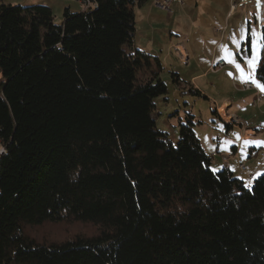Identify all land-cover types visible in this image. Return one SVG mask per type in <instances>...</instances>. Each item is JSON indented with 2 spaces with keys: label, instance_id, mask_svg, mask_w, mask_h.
I'll return each mask as SVG.
<instances>
[{
  "label": "trees",
  "instance_id": "trees-1",
  "mask_svg": "<svg viewBox=\"0 0 264 264\" xmlns=\"http://www.w3.org/2000/svg\"><path fill=\"white\" fill-rule=\"evenodd\" d=\"M91 1L60 24L49 5L0 2V264H264V175L249 188L214 171L190 113L177 145L158 129L164 66L135 44L148 0ZM65 218L99 233L24 231Z\"/></svg>",
  "mask_w": 264,
  "mask_h": 264
},
{
  "label": "rangeland",
  "instance_id": "rangeland-1",
  "mask_svg": "<svg viewBox=\"0 0 264 264\" xmlns=\"http://www.w3.org/2000/svg\"><path fill=\"white\" fill-rule=\"evenodd\" d=\"M20 1L23 0H13L12 4H24ZM150 1L154 2V0ZM61 2H66V6L72 4L74 8L80 5L84 9L78 0H61ZM232 2L237 6L234 9L235 12L230 15L229 23L226 19L223 20V17L231 0H199L198 6H187L182 10L178 19L182 20L187 31L192 30V37H195L196 34L204 37L206 47H203L202 44L198 45L199 50L190 59L188 55L180 57L177 53H167V49L163 52L161 60L165 69L160 75L168 86V93L154 98L155 107L152 111L158 129L166 132L174 145L179 142L180 124L186 122L189 113L192 114L196 122L194 130L204 149L209 154L214 151L218 155L211 164V168L216 172L221 169H216L215 163L219 161V158H222L224 163L226 162L227 156L223 154L227 155V152H231L232 145L238 146V152L233 154L236 160L232 161V167L234 164L243 162L247 170H253L264 162V143L254 145L250 142L246 144L245 140L241 138V130L251 127L258 132L257 142H264V106L253 105V101L261 103L264 98L258 95L260 88L252 82L255 79L262 84L257 79L256 68L264 52V0H232ZM206 4L208 5L206 6ZM65 5H56L53 8L55 21L58 24L63 21ZM154 6L157 7L155 4ZM139 8L137 7L135 11ZM81 9H77V11ZM201 9L202 11H200ZM156 13L158 12L154 10L153 14ZM160 13L164 16L169 15V12L164 10ZM146 23L149 24L146 19L143 21L136 19L135 37L137 42L148 47L149 37L154 33L155 39L163 46H167L168 43L166 44L160 37L161 32L157 30L152 32L149 25L145 26ZM220 25L222 27L219 28ZM216 28H219L220 31L215 32ZM248 35L250 37V54L247 44ZM216 42H219L220 45L214 59L224 60L225 65L218 67L219 62L213 64L212 70L198 79L197 83H194L190 78L207 69L212 62ZM252 59L256 61L255 69L248 63ZM237 65L244 67L243 71L238 72ZM172 72L179 74L180 84L174 83ZM248 82L254 84L250 90L244 88ZM196 88L201 89V94L192 91ZM224 97L229 98L233 107L231 104L224 105L225 108L223 105H218V102ZM215 110L230 125L237 124L235 116L241 118L243 126L228 127L226 121L214 113ZM259 144H263V148H260ZM229 162L230 160L228 164ZM228 164L225 163V165ZM234 168L236 169V167ZM260 173H264V171ZM235 175L239 176L240 173ZM247 178H244L245 182L248 181ZM24 231L27 236L39 244H51L61 243L77 236L90 238L99 233V227L93 223L71 221L65 218L58 221H46L43 224H26Z\"/></svg>",
  "mask_w": 264,
  "mask_h": 264
},
{
  "label": "crops",
  "instance_id": "crops-1",
  "mask_svg": "<svg viewBox=\"0 0 264 264\" xmlns=\"http://www.w3.org/2000/svg\"><path fill=\"white\" fill-rule=\"evenodd\" d=\"M12 1L13 0H0V2H6V3H12ZM14 1H16V0H14ZM152 2L153 1L148 0L142 6H139L140 8L135 11L136 19L138 18L139 21H143L144 19H146V21H148L149 24L146 23L145 26L149 25L151 30H152V32H155L156 30L160 31L161 32L160 37H162L164 39V42L166 44L167 43L168 44H167V46L166 45L163 46V44H161V42H159V41H157V39H155L154 33H152V34L150 33L151 34L150 37H149L150 43H149L148 47L142 46V44L138 43L137 40H136V37H135V44H136V46L138 48H140L142 50H145L148 53H151V54H154V55L158 56L160 58V60H161L163 52L166 51V49L168 50L167 53H169V52L177 53L181 57V54H180V52L177 49V47H179L186 55L189 56V59H190L191 57L196 55L195 52L199 50V46L198 45L202 44L203 47H206V45H205L206 44V40L204 39V37L198 36L197 34L195 35V37H192V34H191L192 30L187 31L186 27L181 22L182 20L178 19L181 16V12H182V10L185 7H187V6L190 7V6H193V5H197L198 6L199 0H184V3H182V4L175 3V4L172 5V9H173L174 12L172 14L167 15V16H164L162 13H160L163 10H161L158 7H155L154 6V2L153 3ZM20 3H24V4H46V5H49L52 8V10H53V8H55L56 5H63V4L65 5L66 2H61V0H23V1H20ZM232 3L233 2L231 0V4L228 6V8H227V10H226V12L224 14V17H223V20L226 19V21L228 23L230 22V19H231L230 15L235 12L234 10L231 9ZM207 5L208 4H206V6ZM67 7L70 8L74 12L77 11V9H81V8H82L81 10H83V7L80 6V5L76 6V8H74L72 6V4H68V6H66V5L64 6V10ZM154 10L156 12H158V13L153 14ZM200 11H202V9ZM220 27H222V25H220L219 28ZM219 28H216L215 32L220 31V30H218ZM137 30H138V28H137ZM226 31H227V29H226ZM135 32H137V31H135ZM174 36H176L175 39H173ZM219 45H220L219 42H216L215 45H214V53L215 54L213 53V55H212L213 60L208 65V68L205 69L204 71H202L199 74H194L190 78L191 81H193L194 83H197L198 79L204 77L207 74L208 71L212 70V65L213 64H217V62H219L220 59H218V60L214 59V57H216V53H217ZM159 48H160V52H159ZM196 48H197V50H196ZM250 53H251V47H250L249 54ZM161 62H162V65L164 66L162 60H161ZM243 69H244V67L241 66V67L237 68V71L238 72L239 71H243ZM196 89H198V88H196ZM198 90L200 91L201 89H198ZM255 95H257V94H255ZM219 104L223 105V107L225 108L226 105L231 104V101L229 100V98H225L224 97V98H222L220 100V102H218V105ZM231 105L233 107V104H231ZM253 105L254 106L257 105L256 107H259V106L263 107L264 106V101L261 102V103H257L256 101H253ZM232 115H234V113H232ZM235 118H236V120L238 122L236 121L237 124H234V125H231V126L235 127V128L236 127H242L243 126L242 119L237 117V116H235ZM225 121H227V120H225ZM257 136H258V132L254 128L246 127L243 131L241 130V138L243 140H245V141L251 142V144H254V145L256 144ZM235 146H236L235 148H234V145L231 146L232 147V151L231 152H227L228 153L227 155H226V153L223 154V155L229 157V160H230L229 164L225 165V163L223 162L222 158L221 159L219 158V161L217 163H215L216 164V169H220V168H223L224 166H227V167H230L235 174L239 172L240 175L238 177H240L244 181H245L244 178H247V177H248L247 178L248 181L249 180L252 181L253 177H254V175L256 173H260V172L264 171V162L262 164H260L258 167H256L255 169H253V170H247V168H246V170L244 172L240 171V169H239V164L243 163V162H239L236 165L234 164V167H236V169H235L234 167H232V164H233L232 161L236 160V158H235V156L233 154L238 152V146L237 145H235ZM259 147L263 148V144H259ZM212 153H214V151ZM217 156H215V157H217ZM215 157H213V159Z\"/></svg>",
  "mask_w": 264,
  "mask_h": 264
},
{
  "label": "built area",
  "instance_id": "built-area-1",
  "mask_svg": "<svg viewBox=\"0 0 264 264\" xmlns=\"http://www.w3.org/2000/svg\"><path fill=\"white\" fill-rule=\"evenodd\" d=\"M79 2H81V4L84 6L85 9L89 8V7H94V4L91 0H78ZM175 3H179V4H182L184 3V0H154V4L160 8L161 10H164V11H167L169 12V14H172L173 13V9H172V5L175 4ZM237 4L236 3H233L232 5V10H234L236 8ZM178 51L180 52L181 56H184L186 55L179 47H177ZM225 65V62L224 60H220L219 63H218V67H222ZM254 87V84L252 82H248L244 85V88L247 89V90H250ZM258 95L261 97V98H264V92H262L261 90L258 91ZM7 153V149L4 145L1 144L0 142V158L2 156H4L5 154ZM217 156V153H213V157ZM228 161H229V157H227V160H226V164H228ZM239 169L240 171L244 172L246 170V167L243 163H240L239 164Z\"/></svg>",
  "mask_w": 264,
  "mask_h": 264
},
{
  "label": "snow or ice",
  "instance_id": "snow-or-ice-1",
  "mask_svg": "<svg viewBox=\"0 0 264 264\" xmlns=\"http://www.w3.org/2000/svg\"><path fill=\"white\" fill-rule=\"evenodd\" d=\"M248 63H249V65H250L253 69H255V66H256V61H255V59L249 60ZM237 67H239V65H237ZM249 78H251V77H249ZM252 82H253L254 84H256V86H257L258 88H260V90H261L262 92H264V84H260V83H258L255 79H253ZM245 143L247 144V143H250V142H249V141H245ZM256 143H264V142H256ZM260 175H264V173H256V174L254 175L253 179H255L257 176H260ZM251 182H252L251 180L245 182V187H249V188H250V186H251Z\"/></svg>",
  "mask_w": 264,
  "mask_h": 264
}]
</instances>
